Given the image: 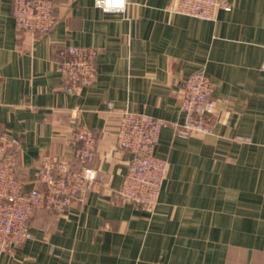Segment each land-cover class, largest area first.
Segmentation results:
<instances>
[{
    "label": "crops",
    "instance_id": "crops-1",
    "mask_svg": "<svg viewBox=\"0 0 264 264\" xmlns=\"http://www.w3.org/2000/svg\"><path fill=\"white\" fill-rule=\"evenodd\" d=\"M54 1L53 28L30 35L0 0V127L20 139L26 189L43 153L74 160L81 123L97 133L98 176L65 211L36 210L33 238L0 264H264V0H235L216 20L178 14L176 0ZM70 44L99 51L97 79L79 93L57 63ZM198 70L214 84L212 131L183 136L181 98ZM125 108L166 122L154 212L117 196L131 156L117 147Z\"/></svg>",
    "mask_w": 264,
    "mask_h": 264
},
{
    "label": "built area",
    "instance_id": "built-area-1",
    "mask_svg": "<svg viewBox=\"0 0 264 264\" xmlns=\"http://www.w3.org/2000/svg\"><path fill=\"white\" fill-rule=\"evenodd\" d=\"M235 0H176L174 10L205 20H216L221 10L230 11ZM127 0H95L96 7L124 9ZM54 0H13V14L18 30L30 35L48 33L56 23ZM99 51L84 45H65L57 55L64 89L79 93L97 79ZM264 69V63H263ZM214 84L204 70L187 78L181 98L185 113L178 133L188 136L211 132L208 117L215 112ZM112 108V103H109ZM166 122L159 117L134 112H121L117 147L130 153L127 172L117 196L149 212H154L169 172V162L156 154V147ZM74 160L43 153L36 170L37 184L30 189L19 171L21 142L0 127V254L33 238L30 219L40 208L65 211L75 200L92 189L97 170L91 165L97 151V133L86 124L74 130ZM41 185H44L43 188Z\"/></svg>",
    "mask_w": 264,
    "mask_h": 264
}]
</instances>
